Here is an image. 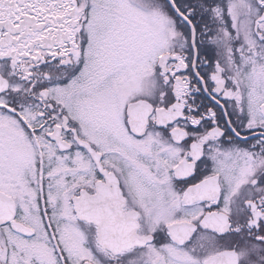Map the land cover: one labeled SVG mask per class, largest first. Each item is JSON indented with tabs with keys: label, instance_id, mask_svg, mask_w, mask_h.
I'll use <instances>...</instances> for the list:
<instances>
[{
	"label": "snow or ice",
	"instance_id": "1",
	"mask_svg": "<svg viewBox=\"0 0 264 264\" xmlns=\"http://www.w3.org/2000/svg\"><path fill=\"white\" fill-rule=\"evenodd\" d=\"M0 264H264V0H0Z\"/></svg>",
	"mask_w": 264,
	"mask_h": 264
}]
</instances>
